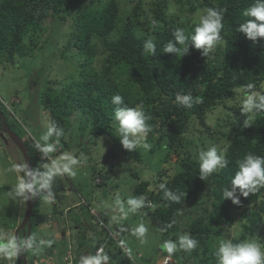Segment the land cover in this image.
Instances as JSON below:
<instances>
[{
    "label": "trees",
    "instance_id": "16d2710c",
    "mask_svg": "<svg viewBox=\"0 0 264 264\" xmlns=\"http://www.w3.org/2000/svg\"><path fill=\"white\" fill-rule=\"evenodd\" d=\"M162 2L157 0L152 3L149 19L141 9L140 1L127 14L124 11L121 17L116 0H0V65L12 64L15 57L24 58L34 52L42 29H46L48 18L49 22L54 23V28L68 24L69 32L62 51L75 62V73L65 80L66 83L58 82L60 88L54 89L51 84L56 83L48 82L41 94L39 83H36L37 100L34 104L38 110L40 108L49 115L50 127L54 126L59 133V136L53 134L57 144L66 146L64 137L71 128V117L79 113L81 130H86L89 125L91 136L108 138L112 143L113 154L139 161L138 147L132 152L124 149L117 130L113 128V124L118 123L115 121L117 108L128 107L138 108L148 117L146 123L151 131L147 139L157 135V146L165 139L168 149L173 148L178 155V146L182 145L184 130L191 120L195 118L203 125L207 114L218 107H228V101L234 100L237 92L243 93L244 97L256 91L264 94V38L251 40L240 31V24L249 19L243 16V12L254 0L186 1V4H190V13L200 7L214 9L223 17L221 38L215 43L217 55L213 57L208 47L197 49L190 40L184 55L164 51L169 41L175 47H183L174 41V31L183 29L190 36L197 22L189 20L183 24L167 18L166 6ZM178 2L184 4L182 0ZM149 38H153L156 44L154 55L143 51ZM26 39L29 40L28 44L24 43ZM73 49L75 52L71 51ZM38 72L41 69L36 71V76L40 77ZM248 84L254 85L253 89H247ZM177 94L191 95L193 106L185 108L180 105L176 101ZM115 95L123 97L122 105L113 103ZM29 104H32V100ZM239 109L240 127L236 128L221 155L226 161L225 167L205 175L200 173L198 157L186 154L179 157V169L173 176L163 181L141 180L132 192V197L145 199V206L139 209L140 217L137 218L155 219L160 225L159 234L166 238L168 236L170 241L177 244V250L173 253L186 256L184 264H219L216 251L221 244L247 240L246 234H240L228 241L217 240L215 244L216 238L213 240L211 235L221 234L235 219L238 211L250 220V226L253 227L255 218L257 221L264 218V188L244 196L242 190L235 186L233 197H223L224 187L229 191L234 187L231 181L238 171L237 161L248 153L264 156V109L252 110V114L262 116L251 124H246L247 113H242L241 107ZM0 111L8 127L14 131L2 109ZM28 114L31 122L37 124L38 121L33 119L29 110ZM32 141L28 139L23 143L28 150L35 178L44 161L39 157V148ZM21 176L25 184L26 174L22 173ZM161 184H166L173 192L183 193L180 202L166 199L159 187ZM206 191H209L211 199L209 210L203 206L199 212L195 208L194 215L190 212L187 214L190 221H181L186 210L197 202L196 195ZM86 204L87 215L91 217L88 213L89 203ZM250 205L253 210L249 211ZM33 213L34 209L31 216ZM32 228L33 224L31 234ZM82 228V236L77 242L80 249L72 253L74 264H80L82 257L95 256V251L101 246V242L94 237L87 238L88 234H92L90 228ZM182 235H189L198 241L196 248H180L179 238ZM110 240L111 248L117 254L105 250L102 255L110 256V264H117L113 262L120 254L121 247L117 241ZM18 242H22L21 237ZM53 248V244L47 245L41 256L50 255L55 250ZM56 251L55 263L64 264L65 251ZM163 252L161 255L169 254ZM35 258V254L30 256V264ZM14 264H18L16 257Z\"/></svg>",
    "mask_w": 264,
    "mask_h": 264
},
{
    "label": "rangeland",
    "instance_id": "374dc122",
    "mask_svg": "<svg viewBox=\"0 0 264 264\" xmlns=\"http://www.w3.org/2000/svg\"><path fill=\"white\" fill-rule=\"evenodd\" d=\"M102 1L105 2V0ZM138 1L141 2V9L150 19L152 3H156L157 0H116L120 9V16L123 17L124 11L127 14ZM161 1L166 6L167 18H172L177 23L186 24L189 20L195 23L198 22L200 16L207 13V9L200 7H194L195 10L190 13L188 11L190 4H186V1L189 0H182L183 5L178 2L179 0ZM190 1L193 3L195 0ZM46 21V29H42L40 41L34 47V52L32 51L29 56L24 58L15 57L12 64L0 65V109L6 115L8 124L16 132L13 131V133L18 135L23 142L31 139L35 145H54V151L47 154L39 149V157L44 162L41 165V171L33 178L35 186L33 197H36L37 204L33 207L34 213L30 222V226L33 224L32 234L30 233L28 237V240H34L36 244H39V249L37 251L28 249L27 253L24 254L26 264H30L29 258L32 254L36 255L34 262H41L46 257L41 255L47 245L51 244H53L56 253V250L58 252L65 251L64 257L67 253H75V250L80 249L77 242L82 236V226L91 229L92 234H88L87 238L94 237L96 241L101 242L100 247H103L104 251L109 250L117 254L111 248L112 242L109 239L118 242L121 247L120 254L117 255L113 263H160L163 258L162 251H164L163 254L167 252L161 249V245L164 241H170L169 237L166 238L159 234L160 225L155 219L151 221L152 219L148 218L144 220L137 218L140 217L139 209L134 213L128 212L125 216L124 212H127L128 209L126 202L132 197L134 188L141 180L159 179L163 181L173 176L179 169V157H184L186 154L198 157L201 150H207L211 146H216L218 155L221 156L232 139L234 131L240 127L241 119H239L238 112L240 114L239 108L244 99V94L237 92L234 100L228 101V107H218L207 114L203 125L195 118L191 120V123L184 130L182 145L178 146L179 156L173 148L168 149L165 145V139L162 140L160 146L155 145L157 135L152 139L146 138L145 142L151 145L150 149L138 147L139 161L113 154L112 143L108 138L91 136L89 125L84 131L80 129L79 113L71 117V128L64 137L65 147L57 144V141L53 139V134L48 141H44L42 137L51 125L47 112L34 107L37 100L36 83H39V94H41L44 88L48 86V82L54 81L56 84H51V87L57 89L60 88L58 82H65L75 73V62L69 56H65L62 51L66 35L69 32L68 24L54 28V23L49 22V18ZM143 34L145 33L143 32ZM28 42V39L24 41L25 44ZM71 51L75 52L74 49ZM209 51L212 57L216 56V44L209 48ZM38 69H41V72H38L40 77L36 76ZM31 100L32 104H29ZM28 110L33 119L38 121L36 126L34 122H31ZM262 115L247 113L245 115L246 124L257 122L261 116L264 123V112ZM1 125L0 120V128L2 129ZM116 125L117 123L113 124L114 129H116ZM66 155L77 159L78 163L72 166L76 175L58 172L53 175L48 188L40 186L42 175L47 174L54 164L63 165L68 162L64 159ZM160 171L164 174H161ZM22 173L26 174L22 153L4 133L2 137L0 136V240H7L9 237L16 239L17 227L19 228L22 223L21 220L26 207V191L23 189ZM18 184L21 185L19 191L16 190ZM54 187L57 188L55 190H58L56 191L58 195L53 194ZM63 188L68 190L64 197L61 191ZM48 190L53 194L51 201L44 198L48 195ZM209 194V191L198 193L196 195L197 202L193 204L192 208L186 210L181 221H190L188 218L190 216L187 214L190 212L189 214L194 215L195 208H198L199 212L203 206L209 210V204H211ZM117 198L123 204V211H121L120 205L116 204ZM82 203L83 206H81ZM86 203H89L90 210L88 213L91 217L87 215ZM69 204L77 205L69 213H66L63 209ZM250 209L253 210L252 205L249 206L248 210L250 211ZM237 213L235 219L221 234H211L214 237L213 240L216 238L214 243L217 244V240L228 241L230 238H237L240 234H246L247 239L255 240L264 245V218L258 219V221L255 218V226L253 227V225L250 226V220L247 217H243L240 211ZM74 215L80 217H74ZM113 217L116 219L114 220ZM44 218L46 220H42ZM51 218L52 225H50ZM141 223L148 229L144 243H141L140 239L131 234L132 229ZM26 229L25 226L23 231ZM65 229H70L67 240H54L55 232L63 233ZM19 237L22 241L25 238L21 230L17 235V238ZM40 241H42L41 244ZM48 241H52V243L48 244ZM64 241L65 243H63ZM98 249L95 251L96 255ZM108 257L107 264H110V256ZM185 257L183 254L178 256L176 253L165 255V258L169 259V264H184ZM55 262L54 258V264L57 263ZM14 263L15 257L8 258L0 255V264Z\"/></svg>",
    "mask_w": 264,
    "mask_h": 264
},
{
    "label": "clouds",
    "instance_id": "9594fccd",
    "mask_svg": "<svg viewBox=\"0 0 264 264\" xmlns=\"http://www.w3.org/2000/svg\"><path fill=\"white\" fill-rule=\"evenodd\" d=\"M243 16L249 19L240 24V31L244 32L251 40H256L258 37L264 38V0H254V3L244 10ZM222 20L223 17L216 10L208 9L205 15L200 16L194 33L190 36L186 35L183 29L178 28L174 31V41L179 45H183V47H175L173 42L169 41L164 47V51L166 53L184 55L188 51L187 42L189 40L197 49L202 47L211 48L221 38ZM143 51L145 54H155L156 44L153 42V38L147 40ZM253 87L254 85L252 84L246 86L247 89H253ZM112 99L116 105L123 104V97L120 95H115ZM176 101L185 108L193 106V97L191 95L177 94ZM241 109L243 113H251L253 109H264V94L253 92L246 95L242 100ZM147 119L148 117H146L145 113L138 108H117L115 111V121L118 122L116 130L119 134V142L124 149L132 152L137 147H143L146 150L151 148V145L145 142L148 133L151 131L150 126L146 123ZM54 133L59 136L57 129L52 126L43 135L42 139L48 141L49 137ZM36 146L45 154L54 151V145L52 144H45L43 146L37 144ZM64 159L68 162L63 165L54 164L47 174L42 175L40 182L42 187L48 188L53 175L58 172L68 173L72 176L76 175L72 166L78 163L77 159L67 155ZM198 161L200 173L205 175L226 166V161H224L222 156L218 155L216 146H211L207 150H201L198 154ZM237 166L238 171H236L231 181L234 186L233 189L229 191L227 187L223 188L224 199L233 197L235 186H238L242 190L244 196H248L258 189L264 188V156L248 153L242 160L237 161ZM31 187L27 183L23 185L24 191H29ZM159 187L163 190L165 198L173 202L179 203L181 197L184 195L183 193L169 190L166 184H161ZM20 188L21 185L18 184L16 190L19 191ZM44 198L51 201L53 194L49 192ZM126 203L128 209L127 212H124L125 216H127L128 212L134 213L138 209L143 208L145 206V199L144 197H131ZM116 204L120 205L121 211H123V204L119 198H117ZM113 219L115 220L116 217H113ZM147 231V227L141 223L132 229L131 234L140 239L141 243H144L146 242L145 234ZM39 243L41 244L42 241ZM47 243L51 244L52 241H48ZM197 244L198 241L192 239L189 235H182L179 238V246L182 249H194ZM22 247L37 251L39 244H36L34 240L18 242L14 237H9L7 240H0V255L8 258L17 257ZM161 249L166 250L168 253H173L177 249V244L173 241H164ZM216 256L219 264H264V245L252 239L238 243L228 242L220 245L216 251ZM108 259L107 255L97 254L95 256L82 257L80 264H107Z\"/></svg>",
    "mask_w": 264,
    "mask_h": 264
},
{
    "label": "water",
    "instance_id": "95a60500",
    "mask_svg": "<svg viewBox=\"0 0 264 264\" xmlns=\"http://www.w3.org/2000/svg\"><path fill=\"white\" fill-rule=\"evenodd\" d=\"M0 120H1V127L0 131H3L4 133H6L8 135V137L11 139L12 143L18 148V150L22 153V156L24 158V162H25V166H26V182L28 185H31V189L29 191H26V207H25V212H24V217L22 219V223L20 224L18 230L16 231V240L18 241L17 235L18 232L21 230L23 231L24 227L26 226V233L24 234L23 231V236L25 237V241H29L28 237L30 234V222H31V214H32V210L33 207L37 201L36 197H33V192H34V182H33V169L31 166V161L29 158V154H28V150L25 146V144L23 143V141L21 140V138L16 135L15 133H13V131H11L5 121V119H3L2 114L0 113ZM1 132L0 136L2 137L4 135V133ZM26 247H22L20 249V253L19 255L16 257V261L18 264H20V262L22 261V264H26V258H25V252H26Z\"/></svg>",
    "mask_w": 264,
    "mask_h": 264
},
{
    "label": "built area",
    "instance_id": "2783aa9c",
    "mask_svg": "<svg viewBox=\"0 0 264 264\" xmlns=\"http://www.w3.org/2000/svg\"><path fill=\"white\" fill-rule=\"evenodd\" d=\"M101 252H102V249H98L97 254H99ZM55 253L56 252L52 251L51 255H48L45 258H43L41 262H34V264H54ZM62 262L64 264H74V262L72 260V256L70 255V253H67L66 256L63 257ZM161 264H169V259L164 258V260L162 261Z\"/></svg>",
    "mask_w": 264,
    "mask_h": 264
},
{
    "label": "crops",
    "instance_id": "0c3cea01",
    "mask_svg": "<svg viewBox=\"0 0 264 264\" xmlns=\"http://www.w3.org/2000/svg\"><path fill=\"white\" fill-rule=\"evenodd\" d=\"M54 190H53V194L54 195H58V193L56 192V191H58V190H55V189H57V188H53ZM47 190V189H46ZM61 191L63 192V194H62V196L64 197L66 194H67V192H68V190L67 189H65V188H63V189H61ZM48 193H49V190L47 191ZM77 204H74V206H76ZM74 206H72V205H68V206H66L64 209H63V211L64 212H66V213H69L70 212V210L74 207ZM69 210V211H68ZM61 211V210H60ZM52 223H53V221H52V218L50 219V225H52ZM69 233H70V229H65V231L63 232V233H61V232H55V234H54V236H55V238L54 239H58V240H60V239H64L65 241L67 240V237L69 236ZM56 237H58V238H56ZM65 241L63 242V243H65ZM55 252V251H54ZM56 261V260H55Z\"/></svg>",
    "mask_w": 264,
    "mask_h": 264
},
{
    "label": "bare ground",
    "instance_id": "6f19581e",
    "mask_svg": "<svg viewBox=\"0 0 264 264\" xmlns=\"http://www.w3.org/2000/svg\"><path fill=\"white\" fill-rule=\"evenodd\" d=\"M33 178H34V176H33ZM37 202V201H36ZM35 206V205H34ZM99 249H102V252L104 251V249H103V247H99ZM101 252V253H102ZM70 255L72 256V254L70 253ZM164 258H165V255H163V258L160 260V263L158 262L157 264H161L162 263V261L164 260Z\"/></svg>",
    "mask_w": 264,
    "mask_h": 264
}]
</instances>
